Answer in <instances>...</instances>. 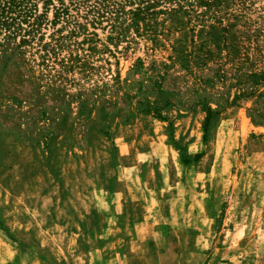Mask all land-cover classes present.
Instances as JSON below:
<instances>
[{"label":"rangeland","instance_id":"obj_1","mask_svg":"<svg viewBox=\"0 0 264 264\" xmlns=\"http://www.w3.org/2000/svg\"><path fill=\"white\" fill-rule=\"evenodd\" d=\"M94 1L0 35V264H264V0Z\"/></svg>","mask_w":264,"mask_h":264},{"label":"trees","instance_id":"obj_2","mask_svg":"<svg viewBox=\"0 0 264 264\" xmlns=\"http://www.w3.org/2000/svg\"><path fill=\"white\" fill-rule=\"evenodd\" d=\"M25 0H0V35L4 34L6 36V39H12L15 40L18 36L19 43L16 46L15 49H19L20 47L27 45L30 40L33 38V32L37 31L41 24V17H35L33 22H26L28 16L22 8V5ZM87 1V0H82ZM133 2H136V8L132 11H129L128 13L131 15L130 21L131 25L136 26L138 25L139 21H143L147 16H150L152 18L153 15L157 14H163L172 17L174 14L178 12H182V5L181 2H190L188 5V8L184 10L186 14L192 15L195 10L194 6L200 5L203 7H210L212 6V2H208L207 0H132ZM161 3H168L177 4V9H163L155 12V7ZM192 3V4H191ZM119 4L116 2H113V0H95L94 4L89 7V12H93V15L95 18L101 17L104 14L112 15L113 13L118 14L122 13L118 7ZM65 8L64 9H57L55 10V19H59V17L65 14ZM183 13V12H182ZM195 17H199L198 15ZM38 20V21H35ZM40 21V22H39ZM27 23V29H23L22 25ZM146 26V24H145ZM28 37V38H26ZM44 48L48 47V45H44ZM253 93V92H251ZM251 93H245L242 92L241 94L236 96V100L242 97H246L247 95H251ZM204 105V103H203ZM205 107V118L203 122V131L206 132L209 129V126L212 123V120L215 117V111L209 108V106L204 105ZM154 115H157L159 118L158 110H154ZM261 117L264 118V114L261 115ZM264 120V119H263ZM263 122V121H262ZM199 156H196V158Z\"/></svg>","mask_w":264,"mask_h":264}]
</instances>
